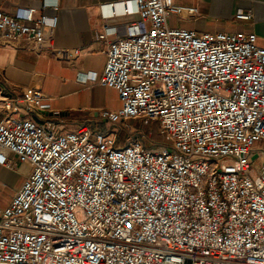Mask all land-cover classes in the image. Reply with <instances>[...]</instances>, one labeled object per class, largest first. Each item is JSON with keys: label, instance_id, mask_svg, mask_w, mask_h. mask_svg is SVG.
<instances>
[{"label": "built area", "instance_id": "obj_1", "mask_svg": "<svg viewBox=\"0 0 264 264\" xmlns=\"http://www.w3.org/2000/svg\"><path fill=\"white\" fill-rule=\"evenodd\" d=\"M48 7L57 9L45 0ZM118 7L150 27L122 33L106 23L97 38L107 63L101 77L87 78L121 102L101 114L109 131L37 121L46 99L40 84L0 88V160L13 167L14 155L31 166L0 213V264H264L257 36L170 28L171 14H199L173 0L104 6L106 19ZM44 11L0 12V44L76 64L81 50L56 46L59 18ZM20 111L27 117L13 118ZM132 121L140 127L122 138ZM151 123L158 140L145 130Z\"/></svg>", "mask_w": 264, "mask_h": 264}, {"label": "crops", "instance_id": "obj_2", "mask_svg": "<svg viewBox=\"0 0 264 264\" xmlns=\"http://www.w3.org/2000/svg\"><path fill=\"white\" fill-rule=\"evenodd\" d=\"M131 0H49L56 3L44 8L45 0H0V12L19 18L28 8L56 13L59 18L56 32V46L64 49H80L76 64L67 65L46 51L35 54L27 49H18L0 44V88L10 85L16 92L30 85L40 84L45 101L39 111V122H64L69 131L89 125L96 129L107 127L101 118L104 112L116 113L121 109L114 106L113 99L119 100L116 90L88 80L89 74L102 76L107 63V47L98 41L106 23L118 32H128L137 26L140 32L149 29V24L140 23L135 15L125 14L122 7L115 9V17L106 19L103 7L121 5ZM175 6L197 8L198 17L184 20L175 14L168 18L173 29L194 31L199 35L224 33L255 34L258 45L264 49V0H173ZM117 11V12H116ZM240 12L252 15L250 20H238ZM112 32L110 40L115 38ZM4 105L0 96V118ZM114 108V109H113ZM20 111L13 118L27 117ZM1 159V158H0ZM13 167H7L0 160V213L11 204L15 193L22 187L31 171L29 164H21L14 155L9 156ZM5 189L12 195L3 196Z\"/></svg>", "mask_w": 264, "mask_h": 264}, {"label": "rangeland", "instance_id": "obj_3", "mask_svg": "<svg viewBox=\"0 0 264 264\" xmlns=\"http://www.w3.org/2000/svg\"><path fill=\"white\" fill-rule=\"evenodd\" d=\"M113 100H114V102H113L114 106H110L108 109H112V107H115L118 109L119 104L121 106V102L119 100H116V99H113ZM131 126H132L131 130H122L121 132H119V130L115 129V128H114V130H117L120 133L121 137L125 138L130 132L134 133L135 130L138 127H140L139 123L136 121H132ZM99 129L102 131H109V129L107 127H104V128L100 127ZM145 130L146 131L153 130L154 136H156L155 139L156 140L160 139V130L158 129L157 124L151 123L149 126L145 127ZM256 149L260 150V151H264V144H256ZM12 193H13V191L11 189H5L3 191V196H5V197L9 196L10 197L12 195Z\"/></svg>", "mask_w": 264, "mask_h": 264}, {"label": "trees", "instance_id": "obj_4", "mask_svg": "<svg viewBox=\"0 0 264 264\" xmlns=\"http://www.w3.org/2000/svg\"><path fill=\"white\" fill-rule=\"evenodd\" d=\"M156 137V136H155Z\"/></svg>", "mask_w": 264, "mask_h": 264}]
</instances>
